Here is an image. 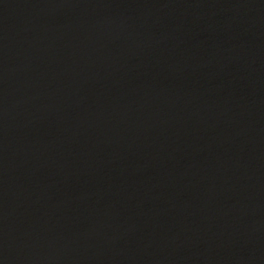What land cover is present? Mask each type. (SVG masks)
<instances>
[{
    "label": "water",
    "instance_id": "obj_1",
    "mask_svg": "<svg viewBox=\"0 0 264 264\" xmlns=\"http://www.w3.org/2000/svg\"><path fill=\"white\" fill-rule=\"evenodd\" d=\"M0 264H264V0H0Z\"/></svg>",
    "mask_w": 264,
    "mask_h": 264
}]
</instances>
